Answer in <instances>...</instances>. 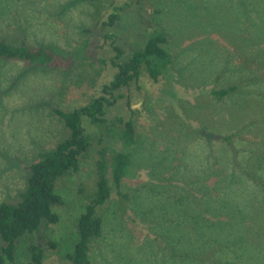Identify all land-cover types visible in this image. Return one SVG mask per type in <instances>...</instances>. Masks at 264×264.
<instances>
[{"label":"rangeland","instance_id":"1","mask_svg":"<svg viewBox=\"0 0 264 264\" xmlns=\"http://www.w3.org/2000/svg\"><path fill=\"white\" fill-rule=\"evenodd\" d=\"M112 12L119 19L103 25ZM150 25L169 36L175 76L154 82L145 72L140 88L121 87L123 97L106 108L108 121L134 111L142 155L122 178L131 199L116 203L113 194L102 209L91 262L264 264V81L253 80L264 68V0H0V37L54 55L46 67L0 62V202L17 201L29 164L65 136L53 109L97 95L113 78L114 45L124 51L118 61H127ZM230 84L241 85L228 97L209 93ZM84 126L113 141L109 124L84 118ZM209 133L232 135L233 150ZM93 170L87 160L58 185V221L32 235L43 243V264H67L80 189ZM27 245L21 240L6 264H29Z\"/></svg>","mask_w":264,"mask_h":264},{"label":"trees","instance_id":"2","mask_svg":"<svg viewBox=\"0 0 264 264\" xmlns=\"http://www.w3.org/2000/svg\"><path fill=\"white\" fill-rule=\"evenodd\" d=\"M118 19V13L112 12L103 25H113ZM109 36L112 38L113 35ZM169 40L161 27L150 25L146 29L143 46L133 50L131 57L125 62L118 61L124 51L114 45L116 54L110 59V66L114 68L113 78L102 85L100 92L78 107L68 110L53 109L52 115L63 127L65 136L52 147L41 151L37 160L29 164L28 175L23 189L18 193L17 201L0 202V238L3 242L0 246V264L14 262L23 239L28 241L29 264H43V243L40 240L36 242L32 235L39 231L43 223L54 224L58 221L55 208L64 203L57 189L58 185L70 174L77 172L81 163L93 160V176L80 189L84 205L75 225L76 239L72 250L62 257L67 264H92L90 253L103 235L102 209L113 194L117 197L116 203L123 201L126 196L129 197L128 200L131 199L130 194L124 193L122 189V178L126 175L127 168L133 166V157L137 153L142 155V150H137L134 111L131 115L116 116L108 121L106 108L123 97L116 93L121 87L136 83L137 88H140L139 83L145 72L154 82L160 78H165L166 83L172 80L175 76L172 68L174 58L167 49ZM6 60H19L30 66L46 67L52 65L54 55L46 47L28 45L18 37H0V62ZM254 62L257 65L255 59ZM253 78L257 82L264 81V68H257ZM240 85L213 88L209 93L218 98L228 97ZM84 118L101 127L109 124L107 135L113 141L106 144L101 132H88L84 126ZM209 134L223 139L233 150L232 135ZM121 217L126 218L127 214ZM174 242H178L183 253L188 255L186 246L180 241ZM47 244L51 248L56 247V243L51 240ZM170 254L177 255L176 252Z\"/></svg>","mask_w":264,"mask_h":264}]
</instances>
